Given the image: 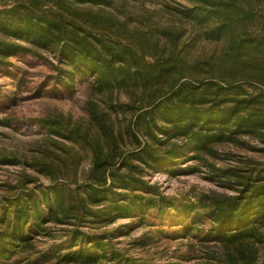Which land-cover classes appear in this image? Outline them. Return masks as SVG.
<instances>
[{
  "label": "trees",
  "instance_id": "obj_1",
  "mask_svg": "<svg viewBox=\"0 0 264 264\" xmlns=\"http://www.w3.org/2000/svg\"><path fill=\"white\" fill-rule=\"evenodd\" d=\"M185 1L174 9L192 27L203 28L188 42L184 36L190 29L157 24L131 29L129 9L117 12L112 0H12L0 4V33L29 45L13 38L0 41V62L15 50L39 54L33 49L39 47L58 53L70 72L92 77L88 117L59 112L39 120L70 143L63 154L37 168L51 181L56 204L72 214L74 239L82 238V226L95 227L105 219L110 224L118 217L115 212L142 211L145 218L149 210L157 215L178 211V218L190 217L181 223L183 237L204 243L193 264H264V161L249 173L215 169L211 179L227 180L219 184L232 194L214 191L206 200L178 203L138 192L141 186L155 187L138 175L141 166L175 162L189 152L205 164L216 145L246 144L241 138L264 144V106L254 105L264 103L263 11L255 0ZM79 4L111 7L103 12ZM198 39L222 42V52L190 63L189 48ZM256 84L263 88L250 92L247 85ZM87 159L82 196L78 186L74 193L64 182L69 176L77 182V169ZM13 200L15 225L22 228L31 215L21 197ZM113 254L118 264L128 261L117 250Z\"/></svg>",
  "mask_w": 264,
  "mask_h": 264
},
{
  "label": "rangeland",
  "instance_id": "obj_2",
  "mask_svg": "<svg viewBox=\"0 0 264 264\" xmlns=\"http://www.w3.org/2000/svg\"><path fill=\"white\" fill-rule=\"evenodd\" d=\"M6 1L0 0V4H13L12 0ZM112 1L117 12H121L123 7L129 9L132 16L129 24L135 26L131 29H153L154 24L169 29H190L184 36L187 42L196 29H203L200 25L192 27L174 9L187 4L185 0ZM255 1L254 5L260 7L264 14V0ZM79 5L103 9V12L111 7ZM0 7L3 8V5ZM149 11L151 18H146ZM8 36L18 43L29 45L13 35ZM8 38L0 33V41ZM33 49L39 54L15 50L9 57H3L4 62H0V264H118L120 259L115 258L113 250L126 257L129 262L124 264L195 263L204 243L197 241L200 240L198 237H183L181 223L190 222V217L181 214L178 218V211L157 215L149 210L145 212V218L142 211L127 216L115 212L118 217L110 224L105 219L98 221L95 227L82 226V238L74 239L70 235L76 227L72 222L73 216L56 204L51 181L37 168L39 163L63 154L70 143L49 133L39 120L59 112L75 119L88 117L86 102L93 91L92 77L70 72L71 66L58 53L39 47ZM189 49V52L192 51L190 63L209 61V54L222 52V42L198 39ZM255 86L247 85L252 93L263 88L258 84ZM254 105L261 108L264 103L256 102ZM125 122L122 119V123ZM241 139L247 143L216 145L215 153L207 155L210 159L204 161L205 164L190 158L194 154L189 152L186 158L181 156L175 162L157 167L141 166L138 175L157 189L141 186L138 192L144 197L159 198L164 195L170 200L188 198L195 202L206 200L214 191L234 193V190L219 184V181L227 180H220L218 176L211 179L210 176L218 167H235L245 173H249L248 169L259 167V163L264 161V151L258 148L264 144L257 139ZM89 163L87 159L78 167L77 182H74V176L66 178V188L78 193V186L80 195H86L83 187ZM16 196L23 199L31 215L22 228L14 221L16 204L13 198ZM89 207L96 209L100 206Z\"/></svg>",
  "mask_w": 264,
  "mask_h": 264
}]
</instances>
